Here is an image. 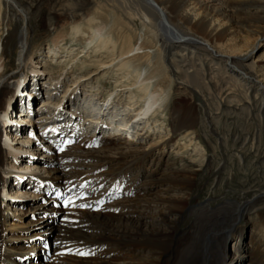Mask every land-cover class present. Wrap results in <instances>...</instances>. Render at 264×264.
<instances>
[{"label": "bare ground", "instance_id": "6f19581e", "mask_svg": "<svg viewBox=\"0 0 264 264\" xmlns=\"http://www.w3.org/2000/svg\"><path fill=\"white\" fill-rule=\"evenodd\" d=\"M34 1L36 4L41 1L47 4V10L41 16L45 26L54 33L51 37L52 48L58 50L59 44L68 35L72 36V39L78 37L84 44L80 52L83 58L88 59L90 63L96 62L98 70L122 74L119 77L128 81V84L119 83L122 79L118 81L119 92L122 93L125 90L128 103L124 105L123 110L115 112L112 119L110 117L112 121L117 119L113 122L117 124L115 135L103 139L89 134L87 139L80 141L74 138L71 144L69 141L63 143L59 139L60 135L55 137L49 135L48 139L54 142L52 145L49 141L45 142L46 137L39 138L40 143L47 144L46 147L43 144L34 145L40 147V152L45 151L49 154L47 158L58 162L57 168L52 167L48 172L59 174L58 178L64 176L65 178L61 180L62 193L74 198V203L69 205L71 212L67 213V216L60 217L62 226L58 227L59 233L51 243L52 251L49 258L43 262L40 260L45 243L34 242L35 236H30L28 240H31L33 246L29 244L26 247L20 246L19 249L12 248L11 244L17 236L14 232L21 230V232L29 233L28 227L31 224L41 222L44 217L57 215L48 208L46 203L58 202L59 199L63 201L64 197H57L56 193L61 192V189L53 184L54 179L47 181L37 174L31 175L29 179H34L43 188L42 193L47 192L48 199L45 198L42 203L37 204L25 203L22 213L4 216V213H7L6 202L9 200L5 190L12 186L9 181L12 174L8 170L7 161L11 157L17 158L21 150L25 153L32 152L14 147L22 143L16 142L19 138L15 135L7 137L9 143L1 139L3 121L0 116V264H229L233 260L227 255L226 243L231 237L240 239L241 244L244 241L242 234L230 229L229 225L235 220L237 213L248 216L247 213L250 212L255 216V219H252V221L255 220V229L254 231L252 229L253 233L251 231L247 238L249 249L245 252L246 262L247 264H264V213L259 212L260 208L264 209V193L254 194L250 200L248 198L240 204L223 203L216 211L217 214L206 222L203 218L211 217V213L201 207V210L196 212L199 223L187 234V239L177 241L176 222L186 211L183 197L192 187L190 179L185 176L182 183L174 187L159 184L152 192L149 190L146 193L145 188L140 186L145 187L147 181L143 183L139 181L136 175L138 173L135 174L134 168L137 166L141 175L149 158L153 163L155 159L161 158L162 150L154 149L142 154L130 152V157L123 158L121 165L116 164L118 159H113L110 155L113 151L110 143L116 140V136L119 137L120 144L123 135L130 137L133 132L136 135L138 134L136 129L141 132L140 134L145 135L151 125L157 124L154 118L157 115L163 116L166 111L165 104L170 98L169 92L160 85L163 82L166 89H170L173 83L171 75L178 76L179 87L183 91H189L187 87L191 89V85L198 84L200 90L210 92L216 100V109L213 110L214 112L205 111L209 104L206 103L208 100L206 97H201L204 113L200 116L190 113V108L182 111L179 107L174 108L170 113V130L167 132L169 135L181 136L184 142L194 136L198 129L202 132L207 130L210 131L208 133L218 137L221 144L227 145L229 138H226V135L222 139V130L216 127L219 124L224 127V123L221 124L223 120H218V117L221 119L224 114L226 115L222 111L223 105L234 100L235 103L249 101L250 106L243 118L244 132H251L253 129V141H260L261 137L257 132L260 129L264 131V79L258 78L246 65L253 46H248L246 50L241 51L240 47L231 46L230 42L248 43L250 37H253V43L262 41L264 13L256 10L255 7L264 3V0ZM33 2L27 4L23 0H0V17L15 21L18 25L15 44L18 52L17 66L11 71H7L9 67L5 66L6 47L0 38V43L2 41L0 44V114L8 101L6 91L14 80L15 74L19 67L24 66L25 58L29 55L30 61L32 57V54L28 52L31 44V20H33L31 15L33 11L39 12L38 6ZM170 50H177L175 56L182 60L181 68L178 66L181 62L175 61L170 56ZM70 52L71 50H68L66 61H72ZM197 52L202 53L200 57H206L205 62L209 59V66H206L203 60L194 59ZM52 55L56 56V53L52 51ZM262 58L264 59V52ZM185 64L189 65L188 72L184 71ZM74 87L72 88L76 89L77 85L74 84ZM39 90L37 88V91ZM53 93H48L47 99L42 100L38 109V111L43 109L42 112L39 111L40 114L34 116L35 110H33L31 118L27 116V113L23 115L24 120L21 122L25 124L23 128L25 132L35 128V119L40 120L44 127L50 126V129L53 125L59 127L65 123L70 124L71 116H74L72 112L67 119H64L61 114L52 116L54 107L50 106L53 102H49V97L55 100L51 97ZM53 105L56 106V104ZM111 105L110 103L100 106L97 118H93L95 123L102 122L108 109L112 110ZM105 106L107 107L104 108ZM251 109L255 111L254 116ZM89 113L83 110L81 115ZM16 115L20 116L21 113L17 112ZM40 115L49 116V119H42ZM109 115L111 116L110 113ZM253 117L258 119V124L262 128H254L255 126L249 123ZM152 119L154 121L149 125ZM74 120H72L70 128L73 127V129L70 132L76 130L77 125ZM106 124L110 125V123ZM145 127L147 131L143 133ZM96 128L98 125H95L93 132ZM227 128L229 131V127ZM19 129L18 132L21 135ZM50 132L54 131L50 130ZM250 137L248 133L243 135L242 141L238 144L235 143L238 139L232 140L234 144L232 146H239L234 153L240 161H242L240 155L243 154L241 152ZM187 142V145L192 144V141ZM28 143L30 144L31 141ZM34 146L32 148H35ZM184 146V149L189 147ZM60 147L64 150L60 151ZM90 147H95L97 149L95 152L102 153L104 162L82 160ZM192 149L191 158L195 157L202 166L206 162L205 150L201 146L199 148L195 146ZM57 154L59 156H56ZM232 158L231 156V160ZM107 160H109L108 163ZM31 168L40 170L35 165ZM109 168L112 170L115 168V171L103 172V169ZM223 168V164L222 167L219 165L216 167L217 170H223ZM116 180H120L119 187L112 184ZM29 184L27 180L26 183L18 185L17 191L27 188L29 190ZM80 185L85 187L82 188ZM162 190L182 191V203L178 202L179 198L171 199L163 193L155 195L156 191ZM132 192H139L142 194L139 196L143 197L136 200L128 199L127 195ZM20 195L23 194L19 193L17 197ZM124 195L126 198L114 202L111 207H107V210L101 203H97V201L104 202L112 197L118 198ZM82 203L91 206L81 208L79 205ZM93 208L97 211L92 212ZM67 210L68 208L64 211ZM18 215L21 217L16 218ZM28 215L31 220H28ZM30 250L32 252H29ZM78 252H86L88 255L81 256L77 254Z\"/></svg>", "mask_w": 264, "mask_h": 264}, {"label": "rangeland", "instance_id": "374dc122", "mask_svg": "<svg viewBox=\"0 0 264 264\" xmlns=\"http://www.w3.org/2000/svg\"><path fill=\"white\" fill-rule=\"evenodd\" d=\"M23 1H25L28 4L29 2H33L34 0H23ZM33 4L38 6L39 12L35 13V11H33L31 15L33 20H31V29H32L30 32L31 44L28 52L29 54H32V57L31 60L29 61V55H28L24 60V66L19 67L17 73L13 78L14 80H12L11 85L6 91L7 98L8 100L13 98L16 87L17 85H19L20 82L19 80L25 81L27 76H30V78L33 80L37 79L38 82L32 81L31 84L36 85L38 89L40 88L43 89L41 91L39 90L42 93V98L39 100L40 105L42 100L47 99L48 93L50 94L51 92H54L51 97H53L55 100H52V98L49 97V102L50 103L53 102L50 106L52 108L54 107L53 109L54 113H52L53 114L52 116L61 114L64 119L65 118L67 119L70 117L69 116L70 114L66 110L69 111L71 109L70 107L73 106L78 107V105L81 106L80 111L87 110L90 112L89 114H82L83 116L76 120L78 126L80 127V131H86L84 133L82 132L83 135L84 134L88 135V133L91 132L95 127L93 125L95 123V120L93 118H97L98 109L102 104L104 105L108 104L106 103L107 99L113 98L111 105V107L113 108L112 110H108L109 112L107 111L105 113L106 117L103 120L104 122L110 123L112 121L110 120V117L112 119L113 116L115 115V112L124 109V105L128 103V99H127L128 95L124 93L125 90L122 93H120L119 92L120 88L118 86L120 85L119 83L128 84V81H126V79L124 80L122 77H119L122 76V74L119 73L117 74L110 71L105 73L106 70H98L97 66L95 65L96 62L90 63L88 59L83 58L82 57L83 54H81L80 52L83 50L84 44L82 40H80L78 37L77 39H72V36L68 35L65 38V40L59 44L58 50L55 49L54 47L52 48L51 37L54 35V33L45 26L43 22V16H41L46 12L47 4H45L44 1L37 2V4L34 1ZM263 8H264V3H261L255 7L256 10L264 13ZM135 24L138 23L135 22ZM17 27L18 25L15 21H11V20L8 21L7 19H3L0 17V38L2 41H4V46L6 47L4 56L6 58L5 66L6 68L9 67L7 71H11L17 66L18 52H17V47L15 45L17 42ZM252 39L253 37H250L248 43L242 41L239 42L231 41L230 44L232 43L231 46L236 45L240 47L241 51L246 50V47L248 46H253L251 48L252 53L250 56H248L249 58L246 62V65L247 67H249L251 70L254 71L256 76H258V78L264 79V59L262 58V53L264 52V37L262 41L255 43L252 42ZM51 50L56 53V56L52 55ZM68 50H71L70 57H72V61L65 60ZM48 51H50V53ZM176 51L170 50L169 53L170 56L174 58L175 61L181 62L178 64V66L181 68L182 60L179 59L177 56H175ZM152 54H154V52ZM201 54L202 53L197 52V56L194 59L200 61L203 60V62H205L206 57L203 58L200 57L199 55ZM205 65L206 66L210 65L209 59L208 61L205 62ZM188 66L189 65L185 64L184 71L188 72L187 71ZM171 77L173 83L170 86V89L167 90L163 82L160 85L165 91L169 92L170 98L167 100V103L165 104L166 111L164 112L163 116L157 115L158 117L156 116L154 118V120L157 121L156 122L157 124L151 125L148 131H147L148 126L145 127V131L143 132L145 133L147 131L145 135L140 134L141 132L138 131L137 129L136 131L138 134L136 135L134 134V132L132 133V135L130 134V137L123 135L121 137L122 139L120 141V144L118 141L119 137L116 138L117 140H114L112 143H110V145L113 146L112 148L113 151L110 155L113 159L115 158L118 159L116 164L121 165L123 164L122 161L123 158L130 157L129 155L130 152L136 154L139 153L142 154V153H148L154 149L162 150L161 158L159 157L160 158L159 159L158 157H156L159 160L155 159L152 163L151 159L149 158V161L145 163L146 168H144V171L141 175H140L141 172L139 171L137 166L134 168L135 174L138 173L136 174L138 175L137 179L139 178L138 180L141 181L142 183L144 181L145 182L147 181L145 187L140 186L142 188H145L146 193H148L149 190L152 192L153 189L156 187V185L159 184H168L170 185V187H174L181 184L184 178L187 177L190 179V181L192 182V187L189 191H187L186 193L187 195L186 196L184 195L183 197V199L185 198L184 199L185 201L183 203L185 204L186 211L184 212L183 216L176 222V228L178 232L176 233V239L177 241H182L184 239H187V234L190 233L191 229L194 228L199 223L196 212L198 210H201L200 209L201 207L204 208L205 210H208V212L211 213V217L206 216L203 218V221L206 222L212 219L217 214L216 211L222 206L223 203L237 202L238 204H240V202H244L248 198L250 200L254 196V194H258L259 192L264 193V138H263L264 131H260L261 130L260 129L259 132H257V134L260 135L261 137L260 141L259 140L253 141L252 138L253 137L252 135L254 133L253 129H251L252 130L251 132L249 131L247 132L249 135H251V137L245 143V147L241 152L243 154L240 155L242 157V161H240L239 158L234 153L236 152V149L238 150L239 146L238 147L237 145L236 147L232 146L234 145L232 140L234 138H236L235 140L238 139V141L235 142L238 144L242 141V136L245 134L247 135V133L244 132L245 121L243 120V118L247 113L245 111L248 110L250 105H249V101L235 103L234 100H232L231 102L224 104L222 107V111H224L226 115L224 114L223 118L221 119H219L220 117H218V120H223L221 124L224 123V127L221 126L220 124L218 127H216L222 130V134H221V136L223 135L222 139H224V136L226 135H227L226 138H229L227 145L221 144L217 139L218 137H216L214 134L208 133L210 131L207 130H203L202 132L201 130L198 129L194 136H191L184 142H182L181 136L169 135V133L167 132L170 130V125H169L171 123L170 113L173 111L174 108L179 107L181 111L190 108V113H194L200 116L201 113H204L203 110L204 107L202 106L201 97H206L208 98L206 103L209 104L207 105V110L205 111L212 110V112H214L213 110L216 109L215 106L216 100L211 95L210 92H204V90H200L198 84L191 85V89L187 87L189 91H183L182 88L179 87V81L177 80L178 76L171 75ZM41 79L43 80L44 83L41 81ZM118 81L120 82L118 83ZM42 84L44 85L42 86ZM74 84L77 85L76 89H74L75 88ZM263 84H264V80H263ZM39 91H37L33 99L37 98L40 95V93H38ZM191 92L193 95L191 94ZM53 104H56V106ZM82 106H84L83 109ZM38 109L39 108L36 107L34 116H37L38 114H40V112L43 111L42 109L39 110L40 111L39 112ZM250 111L254 116L255 111L253 109H251ZM109 113L111 114V116L109 115ZM228 113L230 115H227ZM77 115H81V114H77ZM107 117L108 119H106ZM113 120L115 121L117 119L115 118ZM154 120L153 119L150 120L149 125L153 123L152 121ZM36 121L38 120L35 119L34 122ZM249 123H252V126L253 125L255 126V127L253 126L254 128L257 129L259 127L262 128V126L261 125L259 126L258 124L259 123L258 119H255L254 117ZM112 124L108 130L105 129L100 130V128H96L97 131L95 132V135L96 133H98L97 136L106 138L109 135H113V133L115 134L117 124H113V125ZM38 126L39 125L37 124V127ZM99 126L102 125H98V127ZM227 127H229V131ZM23 128H25V125L19 129L21 133L19 140L17 141L16 139V142H22L21 146L26 145V143H24L27 141V139H25L26 135L27 136L33 135V131L30 130L31 132L30 131L25 132ZM71 129H73V127ZM49 133L51 132L49 131ZM48 136L49 135H47L46 137L47 139L45 142L49 141L50 144L52 145V143L54 142H52L53 140L48 139ZM74 138L80 141L82 139H87L88 137L80 138L77 132L76 135L73 137L72 142H74L73 141ZM60 140L63 143L68 142V140L67 141H64L62 139ZM188 140L192 141L191 144L192 146L187 145ZM19 145L20 144H17L14 147L18 148ZM184 145L189 147H186V149H184L183 148L185 147ZM21 146L19 149H24ZM195 146L196 148H199L201 146L205 150L206 162L202 166L198 163L195 157L191 158L192 150H193L192 148H195ZM96 150L97 149H95V147L88 148L82 160L84 159L94 160L97 161L98 163L104 162L105 158L102 157L103 156L102 153H97L95 152ZM21 152L25 153L24 150L19 151V153ZM32 153H28V154H32ZM92 155L98 157L95 158V156L93 157ZM38 156L42 158H37V156H31L29 158L23 157L24 160L22 161L21 159V164H25V167L23 168L22 166L20 168L26 169L27 171H32L31 175L37 174L39 177L42 178L44 177L47 181H51L52 179H54L53 184L56 186V188L61 189L62 192L63 189L61 185L63 184V182H61V180H63L65 177L62 176L58 178L59 174L58 175L50 174L48 172V170L51 169L52 167L57 168L58 162H54L53 159L47 158V155L40 152L38 153ZM56 156L59 155L57 154ZM231 156L233 157L232 160H231ZM108 161L109 160H107V163ZM7 164H8V170H10V173L12 174L13 173L12 168L14 167L9 166V163ZM222 164L224 165L223 170H217L216 167L218 165L222 167ZM33 165L40 168V170L32 169L31 167ZM111 171L114 172L115 168L113 170L111 168L103 169V172L110 173ZM41 172H44L45 175L42 176ZM10 185H12V183H10ZM117 186L119 187L120 184L118 183ZM147 186L148 188L146 189ZM45 188L48 189L47 186H45ZM42 190L43 188H41V191ZM35 192L36 191L32 189L31 194L34 196ZM82 193L85 194V192ZM160 193L166 194V196L170 197L171 199L177 200V198H179L178 202L182 203V191L178 192L176 190H173L168 192L166 190L165 191L162 190L161 192L156 191L155 195H160ZM139 195L142 194L139 192L137 193L132 192L130 193V195H127V198L136 200L138 198L143 197ZM46 196H47V192L44 191L42 202L44 201L45 198L48 199ZM118 197L120 199L119 200L117 199V201H122L124 199L122 196H118ZM113 202H116V200L109 202L108 207H110V205ZM32 203L37 204V200L36 202H31V201L28 202V204H32ZM101 204L103 205L104 202H101ZM9 206H10V202L9 200H7L6 202L7 213H4V216L7 215L11 216L10 211L8 210ZM101 207L103 211V206ZM48 208H50V206H48ZM107 209L108 208L106 207L105 210ZM53 211L57 215L48 216V218L44 217L41 222L31 224L28 227L29 233L26 231L21 232V230L15 231L14 234H16L17 236L14 237L11 247L19 249L20 246L26 247L29 244L33 246L31 244V240H28V237L30 236H35L34 242H39L40 244L43 243V240H45L48 243H52L56 235L59 233L58 221L63 223L62 218H60L61 215L63 216L71 212L70 206H68L67 211H62V210H53ZM95 211H97V209L93 208L92 212ZM259 212L264 213V209L260 208ZM250 213H247L248 216L250 215L249 216L250 218L248 216H245L243 213L240 215L237 213L236 214L237 216H235V220L232 221L231 224L229 225L230 229H234L237 232H240L244 240L243 243L241 244L240 239H238L237 237H231L226 243L227 255L229 256L230 259L233 260L229 264H247L246 262L247 256L245 254L247 249H249L247 238L251 234L252 229L253 231L255 229L254 227L255 220L252 221V219H255V216L252 214V212ZM29 219L30 216L28 215V220ZM55 220L58 221L55 223V226H53ZM32 221L34 222V220ZM29 252H32V250H30ZM43 258H44V253H42V259L40 260V262H43Z\"/></svg>", "mask_w": 264, "mask_h": 264}, {"label": "snow or ice", "instance_id": "6c2138e0", "mask_svg": "<svg viewBox=\"0 0 264 264\" xmlns=\"http://www.w3.org/2000/svg\"><path fill=\"white\" fill-rule=\"evenodd\" d=\"M66 143H68V142H66ZM59 150H60V151H63L64 149H63V147H60ZM80 187L83 188V187H85V185H80ZM56 195H57V197H61V196L64 197V198H63V201H62L64 207H68L69 205H72V204L74 203V198H73L71 195H65V194L62 193V192H57ZM80 196L82 197L83 194L81 193ZM97 203L99 204V203H101V202H100V201H97ZM90 206H91V205L83 204V203L79 205V207H81V208H84V207H90ZM77 254H78V255H81V256L88 255V253H86V252H78Z\"/></svg>", "mask_w": 264, "mask_h": 264}]
</instances>
